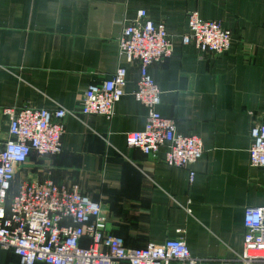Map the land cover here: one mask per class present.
I'll return each instance as SVG.
<instances>
[{"label": "crops", "instance_id": "crops-1", "mask_svg": "<svg viewBox=\"0 0 264 264\" xmlns=\"http://www.w3.org/2000/svg\"><path fill=\"white\" fill-rule=\"evenodd\" d=\"M141 11L172 38V55L150 73L159 113L203 143L193 183L189 169L163 162L166 149L152 157L126 143L145 130L148 110L133 96L139 65L120 57L117 39ZM192 12L233 33L228 53L202 57L183 43ZM121 64L128 84L113 118L83 116L90 85ZM23 107L68 114L62 153L33 156L17 183L79 184L130 249L182 239L195 258L240 264L245 211L264 207V169L249 164L251 129L264 124V0H0V142L9 139L4 110ZM0 264L20 261L0 250Z\"/></svg>", "mask_w": 264, "mask_h": 264}, {"label": "built area", "instance_id": "built-area-1", "mask_svg": "<svg viewBox=\"0 0 264 264\" xmlns=\"http://www.w3.org/2000/svg\"><path fill=\"white\" fill-rule=\"evenodd\" d=\"M233 42V33L222 23L204 21L197 12L188 15L183 43L194 46L202 57L219 58L231 50ZM117 45L128 65H139L133 96L148 110L145 130L127 134V146L152 157L166 149L163 162L189 169L193 183V167L204 155L203 143L196 135L180 133L174 119L159 113L162 93L150 73L152 66L173 52L165 23H156L141 11L137 19L126 23ZM127 78V67L121 64L110 79L90 85L81 100L82 115L111 120L126 95ZM4 113L9 119V139L0 142V250L12 251L20 264H209L193 257L182 239L128 248L108 231L100 203L85 196L79 184L17 183L18 173L34 155L51 158L62 153L68 112L23 107ZM250 135L249 164L264 169V124L255 123ZM244 227L239 263L264 264V207L246 209ZM84 241L89 242L87 246Z\"/></svg>", "mask_w": 264, "mask_h": 264}, {"label": "trees", "instance_id": "trees-1", "mask_svg": "<svg viewBox=\"0 0 264 264\" xmlns=\"http://www.w3.org/2000/svg\"><path fill=\"white\" fill-rule=\"evenodd\" d=\"M34 156H36V155H34ZM85 246V245H84ZM87 246V245H86Z\"/></svg>", "mask_w": 264, "mask_h": 264}, {"label": "rangeland", "instance_id": "rangeland-1", "mask_svg": "<svg viewBox=\"0 0 264 264\" xmlns=\"http://www.w3.org/2000/svg\"><path fill=\"white\" fill-rule=\"evenodd\" d=\"M44 159V158H43ZM47 172V171H46Z\"/></svg>", "mask_w": 264, "mask_h": 264}]
</instances>
